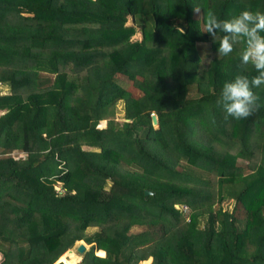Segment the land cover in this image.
<instances>
[{"label": "trees", "instance_id": "trees-1", "mask_svg": "<svg viewBox=\"0 0 264 264\" xmlns=\"http://www.w3.org/2000/svg\"><path fill=\"white\" fill-rule=\"evenodd\" d=\"M245 7L264 0H0V264L78 240L77 264H264V107L216 103L257 73L204 32Z\"/></svg>", "mask_w": 264, "mask_h": 264}, {"label": "clouds", "instance_id": "clouds-1", "mask_svg": "<svg viewBox=\"0 0 264 264\" xmlns=\"http://www.w3.org/2000/svg\"><path fill=\"white\" fill-rule=\"evenodd\" d=\"M192 7L194 13H201L198 5ZM204 32L218 44L217 55L220 57L229 56L237 44L244 45L240 53L241 66H251L257 74L252 77L237 74L226 81L216 103L222 107L225 120L249 118L264 107L254 91L264 86V12L245 7L228 19H220L209 9L204 17Z\"/></svg>", "mask_w": 264, "mask_h": 264}, {"label": "rangeland", "instance_id": "rangeland-1", "mask_svg": "<svg viewBox=\"0 0 264 264\" xmlns=\"http://www.w3.org/2000/svg\"><path fill=\"white\" fill-rule=\"evenodd\" d=\"M126 24H131V21H130V19H127V21H126ZM141 38V34H140V32H139V30L136 28V32L130 37V39L131 40H139ZM0 91L1 92H5L6 91V89H5V87H2L1 89H0ZM2 111H0V113H1ZM121 117H122V105H121V103L120 102H117L115 105H114V112H113V118H114V120L115 121H119V120H121ZM105 124V120H100L99 121V123H97V126L98 127H102L103 125ZM153 126H156V125H153ZM13 154V156H15V157H18V156H23V154H21V153H12ZM231 200V199H230ZM232 205H233V201L231 200L229 203H227L225 206H222L221 205V207H222V209H227V210H231V208H232ZM90 231H92V229H89V230H87V232H90ZM75 243L73 244V246L72 247H70L71 248V250H73L74 252H75ZM99 253H102V251H99ZM82 254V253H81ZM80 254V255H81ZM66 254H64L63 256H65ZM77 255H79V254H77ZM80 255H79V257H80ZM96 255V254H95ZM1 258V257H0ZM145 260H148L149 262H148V264L150 263V260H149V258H147V259H145ZM145 260H142V261H140L138 264H144L145 263ZM61 261V260H60ZM62 262H63V260H62ZM77 262H79V259H78V261ZM64 264V263H63ZM77 264V263H76Z\"/></svg>", "mask_w": 264, "mask_h": 264}, {"label": "bare ground", "instance_id": "bare-ground-1", "mask_svg": "<svg viewBox=\"0 0 264 264\" xmlns=\"http://www.w3.org/2000/svg\"><path fill=\"white\" fill-rule=\"evenodd\" d=\"M65 256H64L65 258L63 259L64 264H75L76 261L79 259V256L71 249L66 252Z\"/></svg>", "mask_w": 264, "mask_h": 264}, {"label": "water", "instance_id": "water-1", "mask_svg": "<svg viewBox=\"0 0 264 264\" xmlns=\"http://www.w3.org/2000/svg\"><path fill=\"white\" fill-rule=\"evenodd\" d=\"M151 123H152V125H156V117L153 114L151 115ZM144 193L147 194L148 191L144 190ZM84 248H85V243L82 241L75 246V252L78 254H81V253H83ZM67 250H69V249H67Z\"/></svg>", "mask_w": 264, "mask_h": 264}, {"label": "built area", "instance_id": "built-area-1", "mask_svg": "<svg viewBox=\"0 0 264 264\" xmlns=\"http://www.w3.org/2000/svg\"><path fill=\"white\" fill-rule=\"evenodd\" d=\"M54 189H55L57 192H62V191L60 190V187H59V186H55ZM174 207H175V208L181 207L183 211H185V210L187 209L186 205H181V206H179L178 204H175Z\"/></svg>", "mask_w": 264, "mask_h": 264}, {"label": "crops", "instance_id": "crops-1", "mask_svg": "<svg viewBox=\"0 0 264 264\" xmlns=\"http://www.w3.org/2000/svg\"><path fill=\"white\" fill-rule=\"evenodd\" d=\"M82 241H83V240H78V241L75 242V244L77 245L78 243H80V242H82ZM83 242H84V241H83ZM76 245H75V246H76ZM74 248H75V247H74ZM87 248H88V245L85 243V248H84V250H86ZM70 249H71V248H70ZM97 250H98V249H97ZM68 251H69V250H68ZM103 252H104V251H103ZM75 253H76V252H75ZM65 254H66V253H65ZM76 254H78V253H76ZM79 255H80V254H79ZM79 255H78V256H79ZM97 256H98V255H97ZM103 256H104V255H103ZM65 257H67V256H65ZM65 257H64V258H65ZM64 258H63V259H64ZM80 258H81V255H80V257H79V260H80ZM149 260H150V258H149ZM57 261H60L59 258H58ZM77 261H78V260H77ZM77 261H76V263H77ZM61 262H62V261H61ZM76 263H75V264H76Z\"/></svg>", "mask_w": 264, "mask_h": 264}]
</instances>
